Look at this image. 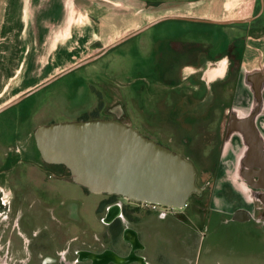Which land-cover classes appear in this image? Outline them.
Segmentation results:
<instances>
[{
	"label": "flooded vegetation",
	"instance_id": "flooded-vegetation-1",
	"mask_svg": "<svg viewBox=\"0 0 264 264\" xmlns=\"http://www.w3.org/2000/svg\"><path fill=\"white\" fill-rule=\"evenodd\" d=\"M222 33L219 38L230 39L231 44L220 55L228 58L229 70H234L238 58L233 39L239 35ZM198 47L178 43L175 50L191 52ZM198 51L212 57L204 47ZM195 62L189 58L180 67ZM161 79L157 88L147 87L146 108L152 113L159 104L165 105L171 87L181 98L176 110L183 121L217 98L216 86H208L206 78L201 85H181L166 66ZM114 114L111 118L123 121ZM230 114L228 108L221 125L199 126L193 134L201 140H183V148V142L168 138L151 115L141 117L147 136L169 148L179 144V149H171L189 159L196 170L198 190L184 205H165L162 211L125 195L91 192L73 181L63 163L43 160L37 147L38 155L31 156L32 152L12 141L14 148L8 153V147L0 166V264H264V173L263 166L252 163L255 146L260 144L259 131L248 120L244 128V122L240 129L229 128ZM159 126L160 131L154 129ZM60 182L77 185V197L71 191L60 192ZM90 193L98 194L93 213L98 230L79 210L83 196ZM38 209L44 215L42 224H20L24 214L34 218ZM153 219L165 224H151ZM40 228L46 232L35 242L33 235ZM131 234L136 235L134 241L125 238Z\"/></svg>",
	"mask_w": 264,
	"mask_h": 264
},
{
	"label": "crops",
	"instance_id": "crops-1",
	"mask_svg": "<svg viewBox=\"0 0 264 264\" xmlns=\"http://www.w3.org/2000/svg\"><path fill=\"white\" fill-rule=\"evenodd\" d=\"M259 7V0H179L161 2L152 8L146 7L142 0H0V54H3L0 65L3 69L8 67L3 61L4 54H14L12 58L9 57L12 61L17 59L16 53L21 56L25 54L23 63L18 62L16 68L24 65L26 69L40 68L38 75L44 77L46 73H42V70L65 67L79 52L89 53L91 43L98 42L95 49L104 48L162 16L209 20L248 19ZM257 17L260 19L255 24L253 21ZM166 20L171 22V27L167 29L170 30L168 34L171 38H166L165 44L159 45L161 49L165 47V51L157 52L155 48L149 55L156 57L159 53L163 58L167 54L172 60L167 58V63L165 61L163 64H155L156 60H152L154 63L148 66L145 78L147 86H160L167 66L170 75L176 74L181 85H201L206 78L208 86H216L217 98L211 106L200 108L196 111L199 113L190 114L183 121L176 110L181 98L171 87L165 96V105L161 107L159 104L154 113L146 111L147 115H151L154 122L158 121L161 113L167 111L162 126L168 131V138L180 143L183 140L200 141L201 138L194 136L198 127L221 125L220 118L226 115L229 108V128L240 129L242 122L244 128L248 120L250 126L259 131L260 144L255 146L252 163L263 166L261 171L264 173V8L259 15L244 22L216 23L180 17L159 21ZM222 32L229 36L239 35L233 47L238 58L234 70H229L228 58L220 55L225 48L213 49L225 40L218 36ZM155 39L153 37L151 40ZM155 41L159 42L157 39ZM178 43L201 47L191 52H177L175 45ZM202 47L209 50L212 55L210 59L198 51ZM189 58L196 62L180 67L181 62ZM36 60L40 63L31 66L30 63ZM172 62L175 70L171 66ZM170 84L175 85L174 82ZM14 97L7 95L0 106ZM170 126L176 127L174 134ZM172 147L179 149L180 145ZM192 147L195 148V145ZM243 164L244 161L241 162Z\"/></svg>",
	"mask_w": 264,
	"mask_h": 264
},
{
	"label": "rangeland",
	"instance_id": "rangeland-1",
	"mask_svg": "<svg viewBox=\"0 0 264 264\" xmlns=\"http://www.w3.org/2000/svg\"><path fill=\"white\" fill-rule=\"evenodd\" d=\"M142 1L146 7L152 8L161 2H176L179 0H161L157 3L150 4L146 0ZM155 1L150 0V2ZM170 23L166 20L148 26L128 39L112 46L101 56L75 67L19 102L2 110L0 112V166L5 161L4 157L8 151V147L10 146L9 148L11 149L8 153H11L14 148L11 144L12 141L19 147H24V151L26 149L30 153L32 152L33 154L31 153V156H36L37 149L33 137V130L38 124L49 123L51 121L74 120L84 115L89 116L91 112H95L99 118H111L115 113L114 115H117L123 121L131 123L138 131L146 135L145 132L147 129L146 127H142L141 123L144 122L141 120V117L146 119V111H149L146 108L148 100L147 87H149L145 81L147 68L151 62L154 63L152 60H156L155 64L159 62L163 64L165 61L167 63V58L172 60L167 54L161 58L159 53L155 57L153 55L150 56L149 52L155 51V48H157V52L165 51V47L161 49L159 45L165 44L166 38H171L168 34L170 30H167L171 27ZM153 37L159 42L157 43L155 41L156 39L154 40L155 42L152 41L151 39ZM237 40L233 39V42ZM230 44L231 40L225 39L223 43H220L219 46H214L213 49L225 48ZM97 45L98 42L91 43L89 53L79 52L67 62L65 67H51L42 70V73H46L44 77H39L38 75L41 72L40 68L30 67L26 69L25 65L22 68H16L18 62L23 63L25 54L21 56V54L16 53L15 56L17 59H13V61L9 57L12 58L14 54H4L3 61L8 64V67L3 69L0 65V104L5 100L7 95L17 97L47 78L103 49H95ZM2 56L3 54H0V59H2ZM22 63L21 65H23ZM39 63V60H36L30 63V65L35 66ZM171 66L175 70V64L173 62ZM166 114L167 111L164 114L161 113L158 121L154 122L162 124ZM160 128V126L159 128L154 127V129L159 131ZM170 128L174 131V134L176 127L170 126ZM167 133L168 131L166 130V135L169 137ZM186 134L184 135L186 136ZM182 142L183 148L187 141ZM175 144L178 145L177 143ZM26 167L29 166L27 165ZM58 187L60 192L71 191L77 197L76 193L79 190L77 185L60 182L58 183ZM60 197L59 195L57 200ZM97 197L98 194L93 193L84 195L83 206L80 204L81 207L79 210L81 212L83 211L85 214L84 217L92 220V222H95L93 221V213ZM79 201L82 202L81 200ZM28 211L30 212V210ZM37 211L38 213L34 218L30 217L27 213L24 214L20 224H42L44 215L40 213L39 209ZM147 218V216H144L145 222L148 221ZM151 224L165 223L153 219ZM98 229L100 227L95 222L93 224V230ZM25 231L30 233V230L26 227ZM44 232L46 230H43V228L38 229L36 232L38 234L33 235L35 236L33 240L35 242L40 241ZM72 233L75 235L77 229L73 228ZM234 262L242 263L245 261L235 259Z\"/></svg>",
	"mask_w": 264,
	"mask_h": 264
},
{
	"label": "water",
	"instance_id": "water-1",
	"mask_svg": "<svg viewBox=\"0 0 264 264\" xmlns=\"http://www.w3.org/2000/svg\"><path fill=\"white\" fill-rule=\"evenodd\" d=\"M259 1V9L248 19L209 20L174 15L156 18L6 102L0 106V112L159 20L180 17L216 23L244 22L263 11L264 0ZM33 137L43 160L63 163L75 183L94 193H116L180 207L198 190L196 170L189 159L131 124L114 118H78L38 124ZM135 236L131 234L125 238L134 241Z\"/></svg>",
	"mask_w": 264,
	"mask_h": 264
},
{
	"label": "built area",
	"instance_id": "built-area-1",
	"mask_svg": "<svg viewBox=\"0 0 264 264\" xmlns=\"http://www.w3.org/2000/svg\"><path fill=\"white\" fill-rule=\"evenodd\" d=\"M140 201L143 205L150 206L152 209H156L158 211H162L163 207L166 205V204L151 202V201H146V200H140ZM184 204H185V202L183 203V205ZM166 206H168L170 208H178L177 206H172V205H166Z\"/></svg>",
	"mask_w": 264,
	"mask_h": 264
},
{
	"label": "trees",
	"instance_id": "trees-1",
	"mask_svg": "<svg viewBox=\"0 0 264 264\" xmlns=\"http://www.w3.org/2000/svg\"><path fill=\"white\" fill-rule=\"evenodd\" d=\"M158 1H161V0H156L155 2H150V0H146V2L149 3V4L150 3H157ZM259 19L260 18L257 17L253 22H255V24H257V22H258ZM94 117H97V115L95 114V112L94 113L91 112V115H89V116L84 115L81 118H94Z\"/></svg>",
	"mask_w": 264,
	"mask_h": 264
}]
</instances>
